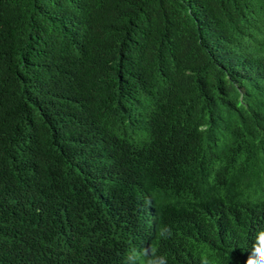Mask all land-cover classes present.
I'll return each instance as SVG.
<instances>
[{"label": "trees", "instance_id": "trees-1", "mask_svg": "<svg viewBox=\"0 0 264 264\" xmlns=\"http://www.w3.org/2000/svg\"><path fill=\"white\" fill-rule=\"evenodd\" d=\"M264 0H0V264H264Z\"/></svg>", "mask_w": 264, "mask_h": 264}, {"label": "clouds", "instance_id": "clouds-1", "mask_svg": "<svg viewBox=\"0 0 264 264\" xmlns=\"http://www.w3.org/2000/svg\"><path fill=\"white\" fill-rule=\"evenodd\" d=\"M254 123H257V124H264V119H259V118H257V120H256Z\"/></svg>", "mask_w": 264, "mask_h": 264}]
</instances>
